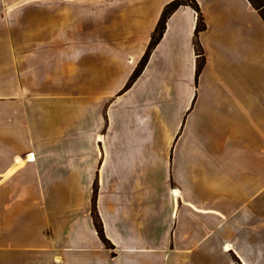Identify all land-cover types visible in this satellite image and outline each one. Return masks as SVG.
Masks as SVG:
<instances>
[{
    "label": "crops",
    "instance_id": "obj_1",
    "mask_svg": "<svg viewBox=\"0 0 264 264\" xmlns=\"http://www.w3.org/2000/svg\"><path fill=\"white\" fill-rule=\"evenodd\" d=\"M171 1L0 0V264H264L261 7L195 0L197 75L180 5L123 90Z\"/></svg>",
    "mask_w": 264,
    "mask_h": 264
},
{
    "label": "trees",
    "instance_id": "obj_2",
    "mask_svg": "<svg viewBox=\"0 0 264 264\" xmlns=\"http://www.w3.org/2000/svg\"><path fill=\"white\" fill-rule=\"evenodd\" d=\"M254 3V2H253ZM190 5L191 7H193L197 13H198V19H197V24H196V28H195V39H194V46H195V51L198 55V60H197V75L198 73L201 71V68L203 67L204 64V55H203V51L201 48V45L198 41V35L199 32L202 31L203 29H205V22L203 20V16L200 12V8L198 3L195 0H173L171 2H169L162 14L161 17L159 19V22L152 34L150 43L142 57V59L140 60L138 66L135 68L134 72L132 73L130 79L128 80V82L126 83V85L124 86L123 90L128 89L133 82L137 79V77L141 74V72L143 71L151 52L153 51V49L155 48V46L157 45V43L160 41L161 37L163 36V33L165 31L166 28V21L169 18V16L180 6V5ZM258 7V6H257ZM262 16L264 17V13L261 11ZM96 191V190H95ZM92 215L94 218V222H95V226L98 232V235L100 236V238L107 244L110 245L109 241L107 240V238L105 237V234L103 232V228H102V224L101 221L97 215V211H96V200H95V196L93 197V203H92ZM240 264V263H238Z\"/></svg>",
    "mask_w": 264,
    "mask_h": 264
},
{
    "label": "rangeland",
    "instance_id": "obj_3",
    "mask_svg": "<svg viewBox=\"0 0 264 264\" xmlns=\"http://www.w3.org/2000/svg\"><path fill=\"white\" fill-rule=\"evenodd\" d=\"M17 2H95V0H17ZM254 4L258 7H261V11L264 13V0H253ZM15 4V2H10ZM14 11L15 6L8 7L9 14V23L14 25Z\"/></svg>",
    "mask_w": 264,
    "mask_h": 264
},
{
    "label": "bare ground",
    "instance_id": "obj_4",
    "mask_svg": "<svg viewBox=\"0 0 264 264\" xmlns=\"http://www.w3.org/2000/svg\"><path fill=\"white\" fill-rule=\"evenodd\" d=\"M28 158L31 159V155H28Z\"/></svg>",
    "mask_w": 264,
    "mask_h": 264
}]
</instances>
